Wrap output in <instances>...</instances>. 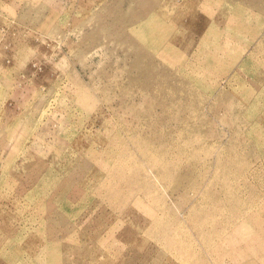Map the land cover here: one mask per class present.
Listing matches in <instances>:
<instances>
[{
	"label": "rangeland",
	"instance_id": "374dc122",
	"mask_svg": "<svg viewBox=\"0 0 264 264\" xmlns=\"http://www.w3.org/2000/svg\"><path fill=\"white\" fill-rule=\"evenodd\" d=\"M0 264H264V0H0Z\"/></svg>",
	"mask_w": 264,
	"mask_h": 264
}]
</instances>
